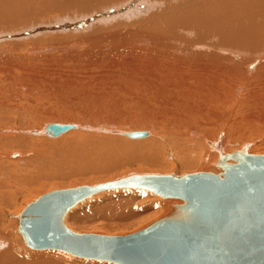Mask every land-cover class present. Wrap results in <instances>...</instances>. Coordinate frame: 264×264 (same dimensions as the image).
<instances>
[{
	"label": "bare ground",
	"instance_id": "bare-ground-1",
	"mask_svg": "<svg viewBox=\"0 0 264 264\" xmlns=\"http://www.w3.org/2000/svg\"><path fill=\"white\" fill-rule=\"evenodd\" d=\"M188 1L0 0V20L5 18L8 21L6 28L0 26V43L3 42L0 52L11 51L12 48L17 52L15 55H0V78H3L0 82L8 84L12 78L19 85L13 91L11 105L3 99L0 88V250L7 246L0 251V264H109L54 249L22 248L23 237L10 219L21 222L22 211L30 204L23 202L31 196L27 195L28 191L36 184L34 172L32 175L29 171L27 175L10 174L7 178V173L3 171L11 164L27 162L31 142L23 136L38 135L49 141L57 139L58 142L59 137L64 139L72 134L77 137L82 134L81 137L92 140L96 137L94 134L102 135L101 138L97 135L92 143L89 141L90 144L88 139L79 140L80 145L77 146L81 148L67 146L61 151L63 154L59 153L61 158L58 165L61 166L60 161L88 159L89 163L92 160L94 170H101L99 165L106 161V164L110 163L109 167L106 165V171L117 169L119 164L132 165L135 161L152 164V167H165V159H170L178 166L176 169L195 164L193 168L201 169V172L211 170L209 172L217 174L220 171H216L211 162H218L225 155L235 151L264 154V149L254 147L249 140L256 133H264V0ZM169 8L177 9L165 12ZM54 13L59 14L58 17L39 20ZM32 19L39 22L29 23ZM55 40L59 41V45L53 46ZM4 41L14 43L4 44ZM38 46L50 48L49 52L59 49V57L55 54H34L39 52ZM22 49L31 55L22 54ZM254 58L257 59L249 65ZM42 71L49 72L50 77L65 80L55 92L59 97V92L68 91L70 94L65 95L68 101L88 95V76L97 77L93 79L95 82L115 87L114 93L109 94L113 105L109 104L110 107L105 110L118 109L115 113L124 111H119L118 106L120 96L125 95L132 108L136 110L138 107L140 113L129 118L125 111L126 114L122 112L121 115L113 114L112 110L109 116L112 115L111 122L115 124L117 118L127 116L125 122L132 130L130 128L126 132L127 128L93 127L77 121L64 124L65 121H59L58 117L56 121L59 124L45 123L39 130L29 131L30 127L26 124L32 120V114L21 107L20 96L24 93L35 94L37 85H46L47 77ZM105 98L101 95L94 101L103 102ZM102 104L105 105L104 102ZM68 110L67 114L70 113ZM149 111L154 116L152 121L146 119ZM52 112H46L44 116L48 120L53 119L55 113ZM110 117L107 116L108 119ZM140 119L142 125L138 126ZM23 123L25 128L22 127ZM48 125L67 129L53 136L45 131ZM143 128L148 133L137 131ZM130 130L145 135L131 139L126 135L131 133ZM16 148L25 150L19 153V158L11 154ZM55 151L59 152V149ZM54 153L51 152L49 158H54ZM44 156L41 159H45ZM55 159L51 161L54 163ZM208 159L211 165L207 164ZM16 166L19 167V164ZM81 166L74 165L75 169H81ZM113 177L107 181L117 179ZM35 191L31 190V193ZM26 195L28 197L24 198ZM104 195L112 199L102 201L100 196ZM147 196L140 189L103 191L71 207L64 217V223L76 232L74 230L81 231L77 222L87 221L91 212L101 218L123 208L129 216L140 215L147 210L155 212L156 209L160 216H165L171 212V207L173 209L174 205L182 204L178 199L159 197L154 205L145 202L139 208L138 205ZM106 227L105 232H109L110 227Z\"/></svg>",
	"mask_w": 264,
	"mask_h": 264
},
{
	"label": "water",
	"instance_id": "water-1",
	"mask_svg": "<svg viewBox=\"0 0 264 264\" xmlns=\"http://www.w3.org/2000/svg\"><path fill=\"white\" fill-rule=\"evenodd\" d=\"M66 129L48 125L45 131L57 136ZM126 135L138 139L145 134ZM216 166L221 169L217 174L132 173L52 191L24 208L19 231L32 249L114 264H264V155L235 151ZM129 188L182 204L126 235L79 234L66 227V213L79 202L103 191Z\"/></svg>",
	"mask_w": 264,
	"mask_h": 264
},
{
	"label": "rangeland",
	"instance_id": "rangeland-1",
	"mask_svg": "<svg viewBox=\"0 0 264 264\" xmlns=\"http://www.w3.org/2000/svg\"><path fill=\"white\" fill-rule=\"evenodd\" d=\"M188 2H191V0ZM175 9H177V8H169L165 12H174ZM58 15L59 14H56V13L49 14L43 18H40L39 20L40 21L43 19L47 20L50 17L52 18V16L58 17ZM81 20L83 22V19H81ZM35 21L39 22L38 20L32 19L29 23H31V22L35 23ZM29 23H27V24H29ZM7 24H8V21L5 18H2L0 20V26L1 27L6 28ZM48 36H51V34H49ZM48 36L45 35V37H48ZM180 37H182V36L180 35ZM183 38H184V36H183ZM9 42L14 43V41H7V42L4 41V44L9 43ZM55 42H56V44H54L53 46L59 45L58 40H55ZM186 42H188V41H186ZM2 43L3 42H1L0 44H2ZM38 47H39V52L34 53L36 55L51 56V55L55 54L57 57H59V53H57L59 51V49H56L58 51H54V52L50 51L49 52L48 49H50V48H44V47L41 48V46H38ZM26 49H31V48L27 47ZM26 49H22V54L31 55L29 51H25ZM7 53L15 55L17 52L15 51V49L12 48L11 51H8V50L1 51L0 55L7 54ZM257 58H259V57H257ZM257 58H254L253 60H251L249 62V65L253 64L254 60ZM254 67H253V69H254ZM42 72H44L45 76L47 77L46 85H43V84L37 85L38 89H37V93H35V94L34 93H24L20 96L21 107L26 108V110L30 111L32 114V120L28 121L29 124L27 122H25V124L27 123L26 125L28 127H30L28 130L31 132L35 131V130H39L45 123H47V124H53V123L59 124V122L56 121L58 119V117H59V121L60 120L65 121V122L61 121V122H64V124H74L77 121L78 123L83 122V124L86 123L87 125H89V126L91 125L93 127L96 126V127H105V128H113V129L117 128L118 130L120 128H122V129L127 128L128 130H126V132L127 131L129 132V129L131 127L129 126V123L125 122L126 121L125 119L127 118V116L129 118H134V115L140 113L139 109L136 105L134 108L137 107L138 110L137 109L135 110L132 108L133 105L131 106L130 102L127 101V98L125 97V95H121L120 101H119V106H118L119 111H121L120 109H122L128 115L127 116L124 115V116L117 118L116 119L117 124L112 123L111 122L112 117H110L112 115L109 116V114L112 110H113L112 112L114 114L115 111L118 109H116L115 111H114V109H111V111H109V110L107 111L105 109H108V107H110V106H108L109 104L113 105L112 104L113 99L110 98L111 97L110 95H112V93H114L115 87H112L111 85L107 86V84L104 82H102V83L95 82L93 79H95L97 77L92 78L91 76L87 75L90 78L88 83H87V86H86V90L88 92V95L84 98H75V99H70L68 101V100H65V95L70 94L68 91L59 92V97H58L57 93L55 92L56 88L60 87L64 83L65 80L60 79L59 77H56V76L50 77L51 75L47 71H42ZM66 72H68V71H66ZM69 72H72V71H69ZM87 72H89V71H87ZM87 72H85V75L87 74ZM94 72H97V71H94ZM82 74H84V73H82ZM87 76H85V77H87ZM0 79H3V78H0ZM27 86L34 87L35 85H27ZM18 87H19V85H18V81L16 79L10 78L8 84L0 82V88L2 89L3 99L7 102L8 105H11L13 91H15ZM98 92L100 95L98 94ZM75 95H81V93H76ZM96 95L98 97H96ZM101 95H103V97H106L105 100H103L105 105L107 104L106 107H104L105 105L102 104L103 102L94 101V99L96 100L98 98H101ZM108 96H109L110 100L107 98ZM85 98H86V100H85ZM71 106L74 108H72ZM66 108L69 109L68 111H70V113H72V111H73V113L72 114L69 113L70 115L67 114L68 112L66 111L67 110ZM57 110H58V112H59V110L60 111L62 110V111L59 112V114H58ZM50 111L51 112L53 111L52 113H55V114H53L54 120L53 119L48 120L47 116H44L46 112H50ZM63 111L65 113H62ZM124 111H122L123 114H126ZM85 112L86 113L88 112L87 115ZM122 112H119V113L122 115ZM101 113H102V115H101ZM119 113H117V114H119ZM66 114H67V116H66ZM88 114H90V115H88ZM148 114H149V116L146 119L152 121L154 116L151 115V111H149ZM107 116H108V118L110 117V119H108ZM93 123H94V125H93ZM25 124L23 123V126L22 125L21 126L23 128H25L24 127ZM141 125L142 124H141V119H140L138 126H141ZM145 129L144 128L138 129L137 131L140 130L142 132L145 131L146 133H148L147 130H145ZM131 130H132V128H131ZM131 130H130V132H131ZM133 130H135V129H133ZM137 131H135V132H137ZM262 131H260V132H262ZM81 135L80 136L78 135L79 137H77L74 134H72V135L64 137V139H63V137L62 138L59 137L61 139L58 138V142H57V139H55L54 141H49L46 138L45 139H44V137L41 138L38 135L33 136V137L32 136H30V137L29 136H27V137L23 136V137H25V139L27 141L29 140L31 142L30 143L31 149H28V150L26 149L28 152H30V155H28L27 162H25V163L24 162H18L15 164H11L9 167H7L8 169L3 171L5 173H7V178L10 177V174L13 175V174L23 173L24 175H27V174H29V173H27L29 171V172H31L30 174L32 175V173L34 172L33 177L35 178L36 184L31 187V190L32 191L36 190V191L31 193V190H29L28 192L30 194L27 192L28 193L27 195L28 196L31 195V196L28 197L26 195L24 198H27V197L28 198L23 203H25V202L32 203L33 200L39 198L40 196H42V195H44L50 191L70 189V188H75V187L82 186V185H95V184H98L100 182L102 183V181L105 182L110 178H114L113 176H116L115 178H119L121 176L124 177V176H126L128 174H132V173L142 174L144 172L145 174L148 173V174H158V175H166L165 173H168L169 175H173V176L178 177L179 175L181 176L182 173L184 175L187 174L186 172L189 173L190 171L194 173L195 172L194 170L196 169V168H193L196 166L195 164H193L192 166H186L184 168L183 167L177 168L178 172H176L177 171L176 167H178V166H176L172 163L173 160L169 161L170 159H165V162H167V165L165 164V167H163V165L152 167L151 166L152 164L135 161V163H132V165L129 164L130 166L127 164L126 165L119 164L121 166L118 165L117 169L114 168V170H108V171H106L105 169L107 168V166L108 167L110 166V163L106 164L107 163L106 161L104 162V164H101L103 166L107 165L105 168L103 166L99 165L101 167V170H100V168H97L98 166L96 167L98 170H94V167L92 166V160H91L93 158L89 159V161L91 160L90 163L87 161L88 159H85V161L75 160V162L73 160H71V161H60L61 166H59L58 161L61 158V156H59L60 155L59 153L63 149H65L69 145H73L74 147H77V148L80 147L81 148V146H79V147L77 146V145H80L79 142L82 139H88L87 137H81ZM94 135L96 136L95 137L96 139H97V135H98V138H101V136H102V135L99 136V134H94ZM104 135H105V133H104ZM85 136H88V134ZM90 136H91V133H90ZM8 137H11V136H8ZM95 138L93 137L94 140H95ZM94 140L88 139V142L90 141L92 143ZM249 140H250V143H252V145L254 147L260 146L261 149H264V133L263 132L262 133H256ZM76 141H78V142L75 143ZM90 142H89V144H90ZM19 149L16 148L11 153L12 155H17L16 158H19L20 152H25V150H22L23 148L20 150ZM56 149H59V152L55 151ZM53 151L57 152V154L54 153ZM51 152L56 154V155L53 156L54 158H52V156L50 158L51 159H55V158L58 159L57 163H56V159L54 160L55 162L53 163L51 161V159L49 158V154L52 155ZM246 153H248V151H246ZM61 154H63V153L61 152ZM44 155L47 156V158ZM262 155H264V154H262ZM42 156H44L45 159H41ZM46 159H49L51 162L46 160ZM40 160H41V162H40ZM43 162L44 163L46 162L45 167L43 165ZM69 162H71V164ZM213 162H211L212 167L218 172L221 171L220 168L215 167V163L217 162V160L215 161V163H213ZM74 163H76V164H74ZM84 163L87 165H85ZM5 164H7V163H5ZM17 164H19V167L16 166ZM20 164H22V165H20ZM23 164L24 165L26 164V165L24 166ZM41 164H42L43 168L41 167ZM207 164L211 165L210 160H209V162H207ZM38 165L40 167H38ZM62 165H63V167H62ZM72 165H73V168L71 167ZM74 165H79V166L82 165V166L80 167L81 169H79V167L78 168L76 167V169H75ZM89 165H91V166H89ZM122 165H124V167ZM155 167H157V168H155ZM161 167H162V169H160ZM41 169L44 172H42ZM59 169L61 171H59ZM72 169L73 170L75 169L74 170V173L76 172L75 174L72 172L73 171ZM78 169H79V171H78ZM89 169H91V171ZM39 170H41L40 171L41 174H39L40 173ZM92 170H94L96 173ZM99 170H100V172H99ZM196 170H197L196 172H201V169H199V170L196 169ZM46 171H47V173H46ZM204 171L206 172V170H202V172H204ZM209 171H211V170H209ZM209 171H207V172H209ZM191 172L189 174H191ZM70 173H72V174L70 175ZM36 175H37V177H36ZM37 178H38V180H39V178L42 180L38 181ZM43 179H46V180H43ZM48 179H49V181H47ZM39 183H41V184H39ZM40 187H42V188H40ZM144 192L147 193L148 196L145 197L144 199H142L143 202H140L141 205H138L139 208L143 207V203H145V202H147L146 203L147 205L148 204L154 205L155 200L159 199L158 196H156L150 192H147V191H144ZM100 199L102 201H105V200L112 199V198L104 195V196H100ZM116 200L117 199H115V201ZM27 203H25V205H27ZM23 207H21V210L23 209ZM21 210H20V212H21ZM171 210H172V207H171L170 211ZM122 211L117 210V211H114L115 214H114V212H112L110 215H108L106 217H101V218L95 217V213L91 212L88 215L87 221H81V222L78 221L77 222V225L81 228V231H80V229L74 230V231H76L75 233H79V234H82V233L101 234L102 233V235L104 234V235H111V236H119V235H123V234L126 235V234L136 232L138 230H141V229L145 228L146 226H148L149 224L153 223L154 221L163 217V216H160L159 210L157 211L156 209L154 210L155 212H153V210H147L146 212H148V213L145 212V213H142L140 215H133V216H129V215L125 214L126 211L124 210V208ZM10 222H12V224H15L17 226V232L19 233L20 232L19 231L20 222L16 223L15 219H10ZM106 226H108L110 228L112 227L111 229L109 228V232H105L107 230ZM110 230H111V232H110ZM103 232H105V233H103ZM106 233H108V234H106ZM19 235L21 236V233H19ZM7 242L9 243L8 240H7ZM2 243H5V241H3ZM21 246L24 250H32L25 245L24 240L21 241ZM6 248H7V246L0 251L5 250ZM59 254H64V253H59ZM109 264H111V263H109Z\"/></svg>",
	"mask_w": 264,
	"mask_h": 264
}]
</instances>
